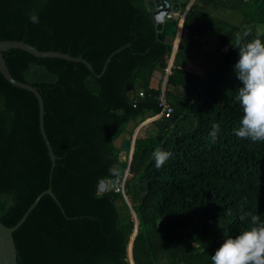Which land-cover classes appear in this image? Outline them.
Wrapping results in <instances>:
<instances>
[{
  "label": "trees",
  "instance_id": "16d2710c",
  "mask_svg": "<svg viewBox=\"0 0 264 264\" xmlns=\"http://www.w3.org/2000/svg\"><path fill=\"white\" fill-rule=\"evenodd\" d=\"M33 13L39 23L30 22ZM246 30L245 42L257 32L264 42V0L192 1L165 80L169 111L132 141L122 193H98V182L127 164L116 138L160 110L151 79L167 68L174 37L156 38L145 0H0V40L80 56L93 70L17 48L2 52L6 67L40 95L56 156L51 166L34 95L32 114L0 73V222L13 226L46 188L56 199L43 194L13 231L17 264H212L225 238L248 225V213L264 221V141L235 135L242 110L234 46ZM187 61L202 75L184 70ZM213 124L220 125L215 142ZM158 149L171 153L159 169Z\"/></svg>",
  "mask_w": 264,
  "mask_h": 264
},
{
  "label": "clouds",
  "instance_id": "9594fccd",
  "mask_svg": "<svg viewBox=\"0 0 264 264\" xmlns=\"http://www.w3.org/2000/svg\"><path fill=\"white\" fill-rule=\"evenodd\" d=\"M32 23H39V16L29 15ZM250 30H246L236 39L239 59L233 70L241 86L237 89L236 101L242 110L239 127L235 135L253 142L264 141V42L257 38L245 42ZM220 125L213 124L209 133L215 142ZM155 167L161 168L171 157L164 150L153 152ZM248 225L234 237L225 238L223 243L211 255L212 264H264V221L259 215L247 214ZM243 220L244 217H241Z\"/></svg>",
  "mask_w": 264,
  "mask_h": 264
},
{
  "label": "water",
  "instance_id": "95a60500",
  "mask_svg": "<svg viewBox=\"0 0 264 264\" xmlns=\"http://www.w3.org/2000/svg\"><path fill=\"white\" fill-rule=\"evenodd\" d=\"M175 2H176L175 0H145L146 9L149 11L150 17L154 23V28L156 31V38L159 40H163V34L169 35L171 37H173V35H174V31H175V28L177 26L175 25V23L173 21H168V20H165L164 18L166 17V15L170 11H173V4H175ZM179 36H180V33H179ZM176 44L177 43H175V45L172 46L173 51L176 48ZM124 46H128V43H126ZM10 48H17L20 50H24V51L30 53L31 55H33L35 57H39V58L57 57V58H62V59L69 60V61L81 62L90 71H93L92 67L86 60H84L80 56H70L66 53H62V52H58V51L42 50L39 47H34V46H32L26 42H23L22 40H0V73L5 78V80H7L12 85H15L23 93L32 114H33V110H32V95H31V93L36 98L37 107H38L39 131H40V135L42 137V140L44 142V145H45V148L47 151V155L51 161V166H53V162H54V159L56 158V156L52 152V149L49 145V142H48L47 137H46L45 132H44V128H43V105H42L41 97L38 94L35 87H33L29 84L23 83L14 73H12L6 67L5 62L3 60V57H2V52L6 51ZM122 48H123V46H120V47L116 48L114 51L110 52L106 56L100 72L98 74H95V76H99L104 72L106 65H107L109 59L111 58V56L113 54H115L116 52H118ZM127 147H125V148H127ZM129 164H130V157H129L127 164H126L127 171L129 168ZM124 172H125V168L119 167L117 169L114 177L109 178L107 180H100L97 184V192L101 193V192L109 191V190H114V191L119 190L120 193H122V191H121L122 185H123L124 178L126 176V174ZM43 194H48L53 200L56 201L51 190L49 188H46L44 191L40 192L35 197L33 202L28 206V208L26 209L24 214L21 216V218L13 226L8 227V226H5L3 223L0 222V264H17L16 263V256H15L16 249L14 246L12 233L20 225V223L25 218L26 214L35 206L38 199ZM122 196L125 199V196L123 194H122ZM136 226H137V223H136V225H134L135 230H136ZM130 237H131V235H130ZM132 239H133V237L131 238V243H132ZM130 258H131V247H130ZM131 262H132V260H131Z\"/></svg>",
  "mask_w": 264,
  "mask_h": 264
},
{
  "label": "rangeland",
  "instance_id": "374dc122",
  "mask_svg": "<svg viewBox=\"0 0 264 264\" xmlns=\"http://www.w3.org/2000/svg\"><path fill=\"white\" fill-rule=\"evenodd\" d=\"M190 1V0H189ZM189 1H188V3H189ZM187 3V4H188ZM186 4V5H187ZM258 29H259V31H262L263 30V28L261 27V26H259L258 27ZM165 41H172V37L170 36L169 37V39L167 38ZM208 41H210V42H212L213 41V38H210L209 37V39H208ZM170 64V63H169ZM167 72V71H166ZM161 75V72L160 71H157V72H155L154 73V75H153V77H154V82H152L153 84H155L157 87H159V85H160V79L162 78V76H160ZM160 76V77H159ZM149 118V117H148ZM153 119H155L156 118V115L154 116V117H152ZM153 119H150V121L151 120H153ZM139 121H141V119L138 117L137 119H135L134 121H131V122H129L128 124H127V126H126V128H125V130L123 131V133H121L117 138H116V140L114 141V144H115V146L117 147V148H119V153H118V157H119V159L122 161V160H125L126 162L128 161V156H127V152H126V149L127 148H121V144L123 143V141L125 140L126 141V146L125 147H127V146H129V142H130V140L128 141V139L126 140L125 138H127V137H131L132 136V132H133V130L135 129V127L137 126V124L139 123ZM150 121H148V122H146V123H144V124H142L143 123V121H141V123H139L140 125H138L137 127V131H136V133H135V137H136V135H137V133L138 132H140V131H142V129H145V128H147V126H145V125H147V123H149ZM136 130V129H135ZM144 133V132H143ZM134 137V138H135ZM134 140V139H133ZM133 144V143H132ZM124 150V151H123ZM121 154H123V155H121ZM124 168H126V166L124 167ZM123 189V188H122ZM122 191V190H121ZM124 199V198H123ZM124 202H125V204H126V207H127V209H128V211H129V213H130V215H131V219L133 220V223L135 222V215H134V213L132 212V210H131V208H130V205H129V202H128V200H127V198L125 197V199H124ZM119 211H120V213H123L124 212V208L119 204ZM137 220V219H136ZM136 223H137V221H136ZM136 223H135V225H136Z\"/></svg>",
  "mask_w": 264,
  "mask_h": 264
},
{
  "label": "crops",
  "instance_id": "0c3cea01",
  "mask_svg": "<svg viewBox=\"0 0 264 264\" xmlns=\"http://www.w3.org/2000/svg\"><path fill=\"white\" fill-rule=\"evenodd\" d=\"M175 1H176L175 4H173V13H172V16L170 18H166L165 17L164 19L165 20H168V21H173L175 23V25L180 28V32H181V24H182V21H183L184 14L186 13L187 9L189 8V6H190V4L192 3L193 0H190L189 3L182 10L179 9V6H178L179 0H175ZM169 37H170L169 35L163 34V41L166 40L167 38L169 39ZM177 41H178V39H177ZM177 41L175 43H177ZM172 42H173V37H172ZM174 51L171 50V56H170V58H171V64H172V59H173V53H174ZM169 69H168V71L166 73V71H165L166 70V67H165V70H164L163 74L161 73V75H160V76H162V78L160 79L161 82H160V85H159V92L160 93H163L164 92L165 80H166L167 74L169 73ZM183 69L184 70H187L188 72H191L193 74L199 75V76L202 75V71L200 70V68L197 67L196 65H194L193 63L189 62V61L185 62V64L183 65ZM154 81H155L154 80V77L152 76V79H151V85L152 86H156L155 84L152 83ZM150 119H153V118L152 117H149V118L143 119V123L142 124L150 121ZM131 151H132V148L130 146H128L127 149H126L127 156H128L127 158L128 159L130 157Z\"/></svg>",
  "mask_w": 264,
  "mask_h": 264
},
{
  "label": "bare ground",
  "instance_id": "6f19581e",
  "mask_svg": "<svg viewBox=\"0 0 264 264\" xmlns=\"http://www.w3.org/2000/svg\"><path fill=\"white\" fill-rule=\"evenodd\" d=\"M179 33H180V28L179 27H176V29H175V31H174V35H173V37H174V39H175V41H174V45H175V42L177 41V39H178V37H179ZM170 63V64H169ZM170 65H171V58L169 59V62H168V65H167V68H166V70L165 71H168V69L170 68ZM167 73V72H166ZM141 121H143V120H141ZM141 121H139V123H141ZM137 124V126L138 125H140V124ZM135 127V129L133 130V132H132V136L131 137H127V138H125L126 140L128 139V141L130 140V144H129V146L132 148V141H133V139H134V137H135V133H136V131H137V128L138 127ZM125 146H126V141L124 140L123 141V143L121 144V148H125ZM121 155H123V154H121ZM126 172H127V169L125 168V174H126Z\"/></svg>",
  "mask_w": 264,
  "mask_h": 264
},
{
  "label": "built area",
  "instance_id": "2783aa9c",
  "mask_svg": "<svg viewBox=\"0 0 264 264\" xmlns=\"http://www.w3.org/2000/svg\"><path fill=\"white\" fill-rule=\"evenodd\" d=\"M173 11H170L167 15L166 18H170L172 16ZM138 95H141V92H138ZM159 112L156 114V116L165 114L167 115L169 108L168 105L165 103V99H164V94L160 93L159 95Z\"/></svg>",
  "mask_w": 264,
  "mask_h": 264
}]
</instances>
